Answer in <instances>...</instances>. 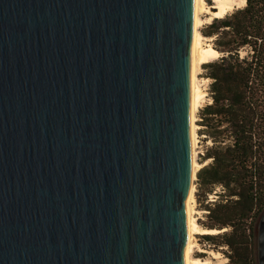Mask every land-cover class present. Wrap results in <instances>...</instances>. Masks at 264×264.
Instances as JSON below:
<instances>
[{
	"label": "water",
	"instance_id": "water-1",
	"mask_svg": "<svg viewBox=\"0 0 264 264\" xmlns=\"http://www.w3.org/2000/svg\"><path fill=\"white\" fill-rule=\"evenodd\" d=\"M192 33L193 0H0V264H186Z\"/></svg>",
	"mask_w": 264,
	"mask_h": 264
},
{
	"label": "trees",
	"instance_id": "trees-1",
	"mask_svg": "<svg viewBox=\"0 0 264 264\" xmlns=\"http://www.w3.org/2000/svg\"><path fill=\"white\" fill-rule=\"evenodd\" d=\"M218 55L201 63L209 99L198 109V132L209 140L196 170L195 194L207 195L202 236L225 245L224 264H258L257 224L264 209V0L245 4L201 29Z\"/></svg>",
	"mask_w": 264,
	"mask_h": 264
},
{
	"label": "bare ground",
	"instance_id": "bare-ground-1",
	"mask_svg": "<svg viewBox=\"0 0 264 264\" xmlns=\"http://www.w3.org/2000/svg\"><path fill=\"white\" fill-rule=\"evenodd\" d=\"M212 4H208L207 0H193V33H192V58H191V125H190V138H191V151H192V178L195 177V172L199 166L196 161L195 149V124L193 122L194 111L197 110L202 97V90L198 82L197 72L200 64L208 59L209 56L217 55L218 51L211 45H204L203 40L205 37L199 30V25L202 22L199 14L201 10L209 12L211 15L206 16L208 22L212 17H221L229 9L232 8L234 0H211ZM245 4V0H241L240 6ZM213 8V9H212ZM193 182L187 195L186 201V264H207L209 262L206 258H201L193 254L196 247L195 234L198 233H215L220 231L218 228H207L201 226L197 220L195 213L196 209L193 207ZM200 250V249H199Z\"/></svg>",
	"mask_w": 264,
	"mask_h": 264
},
{
	"label": "rangeland",
	"instance_id": "rangeland-1",
	"mask_svg": "<svg viewBox=\"0 0 264 264\" xmlns=\"http://www.w3.org/2000/svg\"><path fill=\"white\" fill-rule=\"evenodd\" d=\"M208 4H212L211 0H207ZM241 4V0H234V3L232 4V8L229 9L226 13L230 12L232 9L239 7ZM213 9V8H212ZM225 13V14H226ZM211 15L209 12H206L205 10H201L200 11V18L202 20V22L199 25V30L201 31V29L204 27V25L208 22L206 16ZM213 18V17H212ZM210 18V20L212 19ZM207 19V20H206ZM202 33V32H201ZM203 34V33H202ZM203 36L205 37V39L203 40V44L204 45H211L212 46V40L210 37L206 36L203 34ZM218 55V54H217ZM217 55H213V56H209L207 60L213 59L215 58ZM206 60V61H207ZM205 62V61H204ZM203 63V62H202ZM204 70L200 66L198 67V72H197V78H198V82L199 85L201 87L202 90V97L200 98V102H199V106L197 108V110L194 111V118H193V122L195 124V149H196V161L199 163L197 166L198 168L201 166L200 161V155L203 154L205 147L207 144H209V140H205L204 139V134L203 133H199L198 130L200 128L199 124H197L196 120L198 119V109L204 104V102H206L209 97H208V82H209V78L205 77L204 75ZM195 177L193 178V207L194 209H196V220L197 222L203 226V222H206V209L204 208V205L206 204L207 201H213L216 199L217 194L216 192H219L220 187L216 186L214 191H212L211 193H209L207 195V199L205 200V197L203 196V194L200 195V197H197L195 194V190H196V186L194 183ZM226 228H223L220 230L223 231ZM219 232V231H218ZM216 233V232H215ZM202 234L205 233H198L195 234V242H196V247L194 248V252L193 254L196 256H200L201 258H206L209 260V262L207 264H224L227 261V257L225 256L223 250H225L227 247L225 245H220L215 247L214 244L209 243L203 236ZM200 249V250H199Z\"/></svg>",
	"mask_w": 264,
	"mask_h": 264
},
{
	"label": "snow or ice",
	"instance_id": "snow-or-ice-1",
	"mask_svg": "<svg viewBox=\"0 0 264 264\" xmlns=\"http://www.w3.org/2000/svg\"><path fill=\"white\" fill-rule=\"evenodd\" d=\"M242 2H243V0H242Z\"/></svg>",
	"mask_w": 264,
	"mask_h": 264
}]
</instances>
